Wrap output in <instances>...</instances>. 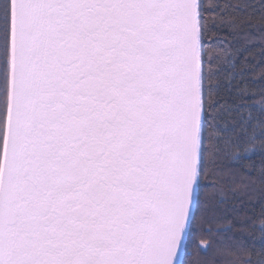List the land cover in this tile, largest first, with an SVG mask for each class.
Masks as SVG:
<instances>
[{
  "label": "snow or ice",
  "instance_id": "obj_1",
  "mask_svg": "<svg viewBox=\"0 0 264 264\" xmlns=\"http://www.w3.org/2000/svg\"><path fill=\"white\" fill-rule=\"evenodd\" d=\"M0 264H264V0H0Z\"/></svg>",
  "mask_w": 264,
  "mask_h": 264
},
{
  "label": "trees",
  "instance_id": "obj_2",
  "mask_svg": "<svg viewBox=\"0 0 264 264\" xmlns=\"http://www.w3.org/2000/svg\"><path fill=\"white\" fill-rule=\"evenodd\" d=\"M255 47H257V48H258V44H257V45H255Z\"/></svg>",
  "mask_w": 264,
  "mask_h": 264
}]
</instances>
